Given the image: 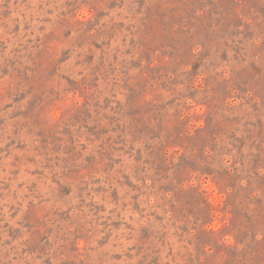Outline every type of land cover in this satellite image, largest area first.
Instances as JSON below:
<instances>
[{
	"label": "rangeland",
	"instance_id": "rangeland-1",
	"mask_svg": "<svg viewBox=\"0 0 264 264\" xmlns=\"http://www.w3.org/2000/svg\"><path fill=\"white\" fill-rule=\"evenodd\" d=\"M0 264H264V0H0Z\"/></svg>",
	"mask_w": 264,
	"mask_h": 264
}]
</instances>
